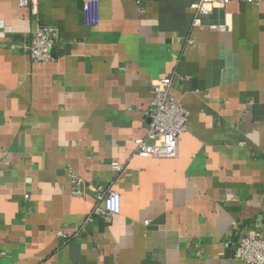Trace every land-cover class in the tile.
<instances>
[{
  "label": "crops",
  "instance_id": "1",
  "mask_svg": "<svg viewBox=\"0 0 264 264\" xmlns=\"http://www.w3.org/2000/svg\"><path fill=\"white\" fill-rule=\"evenodd\" d=\"M189 4L98 0L88 25L81 0H0V264H247L240 236H264V3L214 9L216 29H191ZM37 24L57 31L52 61L23 48ZM172 73L178 154L134 155L150 83ZM99 185L120 194L110 220Z\"/></svg>",
  "mask_w": 264,
  "mask_h": 264
},
{
  "label": "built area",
  "instance_id": "2",
  "mask_svg": "<svg viewBox=\"0 0 264 264\" xmlns=\"http://www.w3.org/2000/svg\"><path fill=\"white\" fill-rule=\"evenodd\" d=\"M83 3L84 23L96 25L98 23V0H81ZM231 0H190L192 10L191 29L206 26L216 29L213 24H205L204 20L216 8L224 7ZM240 2L254 3L264 0H238ZM22 8L36 14L39 0H18ZM0 31L8 32L9 28L0 26ZM57 39V31L44 24H37L23 43V48L30 53L33 60L52 61L55 59L53 47ZM185 44L194 43V37L185 38ZM173 73L153 80L150 83L151 102L145 110V116L149 119L148 129L144 138L133 140L134 155L141 157L155 156L160 158L175 157L178 154L179 137L187 129L189 112L177 102L171 93ZM115 170H122V165L113 162ZM71 192L79 194L81 178L71 173ZM96 204L103 208V218L110 220L120 212V194L110 185L97 186ZM64 241L69 237L62 234ZM237 258L247 264H264V236L259 232L242 234L238 240Z\"/></svg>",
  "mask_w": 264,
  "mask_h": 264
}]
</instances>
